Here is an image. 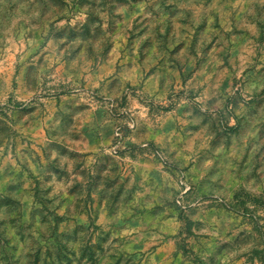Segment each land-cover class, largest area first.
Returning a JSON list of instances; mask_svg holds the SVG:
<instances>
[{
	"label": "rangeland",
	"instance_id": "374dc122",
	"mask_svg": "<svg viewBox=\"0 0 264 264\" xmlns=\"http://www.w3.org/2000/svg\"><path fill=\"white\" fill-rule=\"evenodd\" d=\"M264 0H0V264H264Z\"/></svg>",
	"mask_w": 264,
	"mask_h": 264
},
{
	"label": "trees",
	"instance_id": "16d2710c",
	"mask_svg": "<svg viewBox=\"0 0 264 264\" xmlns=\"http://www.w3.org/2000/svg\"><path fill=\"white\" fill-rule=\"evenodd\" d=\"M253 201L258 204L261 205L264 209V200L260 199V198H254Z\"/></svg>",
	"mask_w": 264,
	"mask_h": 264
}]
</instances>
